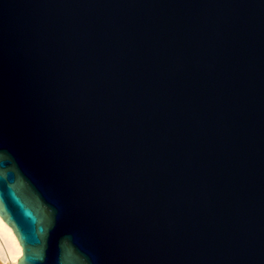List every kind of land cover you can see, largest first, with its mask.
<instances>
[{
	"label": "water",
	"instance_id": "95a60500",
	"mask_svg": "<svg viewBox=\"0 0 264 264\" xmlns=\"http://www.w3.org/2000/svg\"><path fill=\"white\" fill-rule=\"evenodd\" d=\"M0 216L17 264H264V0H0Z\"/></svg>",
	"mask_w": 264,
	"mask_h": 264
},
{
	"label": "bare ground",
	"instance_id": "6f19581e",
	"mask_svg": "<svg viewBox=\"0 0 264 264\" xmlns=\"http://www.w3.org/2000/svg\"><path fill=\"white\" fill-rule=\"evenodd\" d=\"M22 247L10 225L0 216V260L7 264H17ZM4 263V264H6Z\"/></svg>",
	"mask_w": 264,
	"mask_h": 264
},
{
	"label": "rangeland",
	"instance_id": "374dc122",
	"mask_svg": "<svg viewBox=\"0 0 264 264\" xmlns=\"http://www.w3.org/2000/svg\"><path fill=\"white\" fill-rule=\"evenodd\" d=\"M4 263H6V262H4V261L0 260V264H4ZM6 264H7V263H6Z\"/></svg>",
	"mask_w": 264,
	"mask_h": 264
}]
</instances>
